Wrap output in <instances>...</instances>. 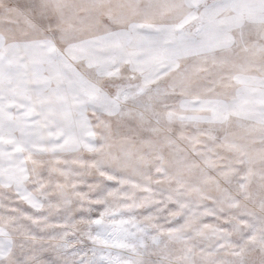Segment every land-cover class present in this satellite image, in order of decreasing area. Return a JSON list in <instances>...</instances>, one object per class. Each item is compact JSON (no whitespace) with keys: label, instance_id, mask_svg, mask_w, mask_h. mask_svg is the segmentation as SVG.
I'll return each instance as SVG.
<instances>
[{"label":"snow or ice","instance_id":"1","mask_svg":"<svg viewBox=\"0 0 264 264\" xmlns=\"http://www.w3.org/2000/svg\"><path fill=\"white\" fill-rule=\"evenodd\" d=\"M0 264H264V0H0Z\"/></svg>","mask_w":264,"mask_h":264}]
</instances>
